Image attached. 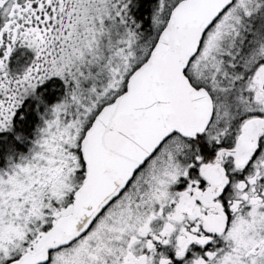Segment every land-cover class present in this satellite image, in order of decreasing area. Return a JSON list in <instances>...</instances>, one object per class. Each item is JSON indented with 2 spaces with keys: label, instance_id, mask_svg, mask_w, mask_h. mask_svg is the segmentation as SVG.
<instances>
[{
  "label": "snow or ice",
  "instance_id": "snow-or-ice-1",
  "mask_svg": "<svg viewBox=\"0 0 264 264\" xmlns=\"http://www.w3.org/2000/svg\"><path fill=\"white\" fill-rule=\"evenodd\" d=\"M0 264H264V0H0Z\"/></svg>",
  "mask_w": 264,
  "mask_h": 264
}]
</instances>
